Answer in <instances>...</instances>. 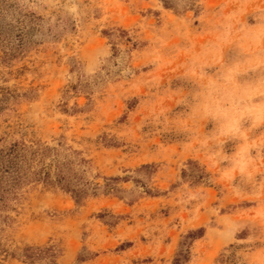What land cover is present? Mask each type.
I'll return each instance as SVG.
<instances>
[{
    "label": "rangeland",
    "instance_id": "374dc122",
    "mask_svg": "<svg viewBox=\"0 0 264 264\" xmlns=\"http://www.w3.org/2000/svg\"><path fill=\"white\" fill-rule=\"evenodd\" d=\"M25 13L33 44L0 46V143L83 158L90 187H24L7 245L62 264H264V0H0L4 27Z\"/></svg>",
    "mask_w": 264,
    "mask_h": 264
},
{
    "label": "trees",
    "instance_id": "16d2710c",
    "mask_svg": "<svg viewBox=\"0 0 264 264\" xmlns=\"http://www.w3.org/2000/svg\"><path fill=\"white\" fill-rule=\"evenodd\" d=\"M1 9L4 8V6ZM0 15V46L4 48L5 59H11L18 53L28 49L33 42L35 18L22 14L15 24L4 27ZM36 43V42H35ZM0 99V111L3 108ZM87 160L80 158L75 162L72 158L61 157L55 147L41 144H26L22 141L3 145L0 143V256L24 261L28 264H62L57 260V250L52 245H24L11 249L3 240L6 229L11 226L9 214L22 194L23 188L31 183H41L47 187H59L69 192L76 201L89 196L88 182L82 176L80 168ZM93 191L96 194L97 187ZM202 229L193 231L187 236L202 235ZM179 256H175L173 264H177Z\"/></svg>",
    "mask_w": 264,
    "mask_h": 264
}]
</instances>
